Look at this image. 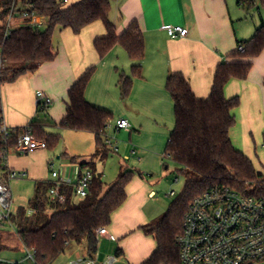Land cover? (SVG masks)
<instances>
[{
  "label": "trees",
  "instance_id": "trees-1",
  "mask_svg": "<svg viewBox=\"0 0 264 264\" xmlns=\"http://www.w3.org/2000/svg\"><path fill=\"white\" fill-rule=\"evenodd\" d=\"M112 1L82 0L68 5L64 0H0V115H3L2 86L35 73L43 64L56 59L53 46L56 28L70 29L78 35L98 21L107 31L94 43L100 58H105L119 45L133 63L131 75L122 74L119 80L122 100L129 98L134 79L142 77L144 36L138 22H133L122 35L116 33L110 21ZM256 1L239 0V5L254 6ZM261 3L264 5V0ZM17 6L20 7L17 13L27 11L42 18L45 29L22 24L6 37L8 16ZM240 46L245 48L244 52L239 51ZM263 51L264 24L256 28L249 40L238 41V49L231 55L235 59L233 62L218 66L208 99H198L182 74L169 76L166 91L173 102L175 123L165 158L179 166L175 173L185 179V187L163 217L142 228L146 235L154 237L157 244L155 252L143 264L179 263L177 238L182 233L185 216L191 203L205 192L216 187H230L246 195L264 196V173L256 171L253 162L234 147L230 137L236 125L234 110L240 106V99L225 96L227 84L232 80H246L253 59ZM94 73L95 68L87 71L69 91L67 114L59 127L93 134L97 147L93 157L105 160L113 151L107 145V131L113 115L86 100V89ZM39 110L42 112L46 108L39 104ZM46 125L34 120L26 128L14 130L8 139L0 136V168L9 152L18 145V137L25 132L30 131L37 140L45 141L48 150L55 149L61 137L48 133ZM64 157L79 166L81 171L90 169L93 172L89 196L79 200L73 186L63 185L61 191L66 201L60 204L52 201L48 194L53 182L37 181L28 207H19L10 218L23 247L34 252V264H53L71 247L84 243L88 255L96 254L99 250L97 232L111 225L113 214L127 201V187L135 176L134 171L121 170L116 182L105 191L103 175L98 173L95 162H80L79 157L68 155ZM3 228H0V252L6 250ZM121 255L119 250L117 256Z\"/></svg>",
  "mask_w": 264,
  "mask_h": 264
},
{
  "label": "crops",
  "instance_id": "crops-1",
  "mask_svg": "<svg viewBox=\"0 0 264 264\" xmlns=\"http://www.w3.org/2000/svg\"><path fill=\"white\" fill-rule=\"evenodd\" d=\"M65 1L73 5L82 0ZM238 1H112L110 21L116 33L122 35L133 22H138L145 42L142 77L134 79L131 94L123 104L119 80L122 74L131 75L133 63L119 45L105 58H100L94 43L106 35L104 24L95 22L78 35L70 29L56 28L53 35L56 59L43 64L35 73L2 86V120L12 131L24 129L37 120L46 123V131L51 134L61 130L90 135L92 143L87 142L94 153L89 157L77 155L79 151L68 153L70 151L65 148L57 157L61 160L60 170L57 171L75 180L77 165L71 164L64 155L79 157L80 162H89L97 150L96 139L91 133L65 130L59 125L67 114L69 91L87 71L95 68L86 89V100L109 111L113 115L112 123L120 119L128 120L131 129L120 132L129 137L132 156L138 158L139 167L145 172L159 173L161 162L166 161V147L175 123L173 102L166 91L169 76L182 74L198 99H208L218 66L233 62L235 59L231 55L237 51L238 41L249 40L256 28L264 24L262 16L260 24H236L242 19ZM168 26H182L189 34L185 38H171L166 30ZM252 63L248 78L230 81L225 88V96L227 99H240V106L234 110L236 125L230 132L234 147L253 162L258 173H264V51ZM39 92L51 100V104L42 112L37 98ZM144 112L152 118L154 132L147 131L145 121L139 119ZM170 125H173L172 131L165 133L164 130ZM139 146L143 150L139 151ZM130 159L127 156L124 161ZM55 162L48 149L26 154L12 149L0 168L3 170L0 183L7 182L12 170L27 172V178L34 182V187L37 181L53 182L50 164H54L56 170ZM96 166L98 173L103 175L97 163ZM113 217L108 227L111 234L122 237L134 230L125 223L113 222ZM4 228L9 229L8 226ZM69 259H74L72 254ZM21 261L15 264H24L25 258Z\"/></svg>",
  "mask_w": 264,
  "mask_h": 264
},
{
  "label": "built area",
  "instance_id": "built-area-1",
  "mask_svg": "<svg viewBox=\"0 0 264 264\" xmlns=\"http://www.w3.org/2000/svg\"><path fill=\"white\" fill-rule=\"evenodd\" d=\"M65 4H68L64 0ZM19 6L13 7L7 23L6 37L10 31L22 24L28 26L42 27L44 20L27 11L17 13ZM171 38H185L189 31L182 26H168L166 28ZM244 52L243 46L239 47ZM1 52V50H0ZM2 70V58L0 56V74ZM39 104L45 108L51 104V100L42 92L37 94ZM0 115V136L8 139L12 130L6 126ZM116 132L130 130L128 120L120 119L115 123ZM108 147L117 152L114 143L108 138ZM20 154H26L36 150H47L45 141L37 140L28 131L18 137V145L15 148ZM53 187L49 190L52 201L60 204L65 203L66 197L62 193L63 185L74 187L75 197L79 200L86 199L90 194L93 180V172L90 169L81 171L79 166L75 169V180L54 169L50 164ZM27 172L10 171L7 182L0 183V228L10 223L13 212V193L10 183L14 180L26 179ZM175 193L171 192L170 196ZM155 193H151V197ZM99 240L106 239L116 242V237L108 228L99 229L97 232ZM179 249L178 264H264V196H253L240 193L230 187H216L196 198L190 205L185 216L182 233L177 238ZM25 249V260L35 263L34 252ZM118 256L107 257L100 260V252L88 255L85 258L73 259L70 264H116ZM15 264V263H7Z\"/></svg>",
  "mask_w": 264,
  "mask_h": 264
},
{
  "label": "rangeland",
  "instance_id": "rangeland-1",
  "mask_svg": "<svg viewBox=\"0 0 264 264\" xmlns=\"http://www.w3.org/2000/svg\"><path fill=\"white\" fill-rule=\"evenodd\" d=\"M240 8L242 19L236 24H260L261 16L264 18V5L261 0H257L254 6L243 3ZM42 28L45 29V27ZM125 102L121 99L122 104ZM139 119L145 121L147 131H153L150 120L152 118L146 112L141 114ZM115 123L113 122L109 126L107 136L114 143V147L118 148V152L112 151L105 160L100 157H92L91 160H88L97 163L98 169L103 172L105 191L116 182L121 170L127 169L135 172L134 178L127 187V201L113 215V222L125 223L130 225V229L134 228V230H130L126 236L122 237L113 234L117 242L100 240V260L103 261L107 257L117 256V252L120 250L122 255L119 256V261L116 264H143L155 252L157 244L154 237L146 235L142 228L156 222L169 211L173 202L182 194L185 179L175 173L179 166L170 159H166L165 163L161 162L159 173L153 174V172L142 170L139 167L138 158L131 154L132 146H129V137H126L124 132H116L114 129ZM172 128L173 125L168 126L164 130L165 133L170 134ZM57 135L61 137L60 142L55 149L51 150V155L56 161V170H60L61 160H58L57 157L61 155L59 153L64 148L70 151L68 153L79 151L80 154L77 155L88 157L91 153H94V150H90L88 143H92L90 135L61 130L57 131ZM137 149L139 151L143 150L140 146ZM127 156H130L131 159L124 161ZM2 171L0 169V176ZM10 186L13 193L11 211L14 213L19 207H28L29 201L34 195V182L26 178L24 180H14L10 183ZM152 192L155 193L153 197L150 194ZM171 192H174L175 195L170 196ZM5 226L7 225L5 224ZM8 228L9 231L5 228L2 229L3 243L6 250L0 252V264H7L8 262L21 263V260L26 258L25 249L21 245L17 232L10 227ZM71 254L74 259L87 257L86 244L71 247L65 255H62L53 264H69ZM24 264H34V262L25 260Z\"/></svg>",
  "mask_w": 264,
  "mask_h": 264
}]
</instances>
